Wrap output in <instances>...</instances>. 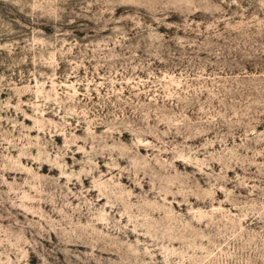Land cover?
I'll return each mask as SVG.
<instances>
[{"label":"rangeland","instance_id":"374dc122","mask_svg":"<svg viewBox=\"0 0 264 264\" xmlns=\"http://www.w3.org/2000/svg\"><path fill=\"white\" fill-rule=\"evenodd\" d=\"M0 264H264V0H0Z\"/></svg>","mask_w":264,"mask_h":264}]
</instances>
